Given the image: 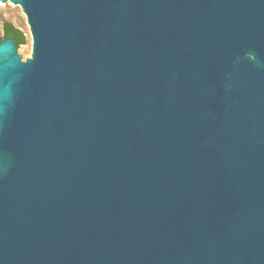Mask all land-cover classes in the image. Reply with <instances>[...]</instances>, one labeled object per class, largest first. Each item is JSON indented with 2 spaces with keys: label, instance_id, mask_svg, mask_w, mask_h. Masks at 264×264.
Instances as JSON below:
<instances>
[{
  "label": "water",
  "instance_id": "1",
  "mask_svg": "<svg viewBox=\"0 0 264 264\" xmlns=\"http://www.w3.org/2000/svg\"><path fill=\"white\" fill-rule=\"evenodd\" d=\"M0 264H264V0H4Z\"/></svg>",
  "mask_w": 264,
  "mask_h": 264
},
{
  "label": "rangeland",
  "instance_id": "2",
  "mask_svg": "<svg viewBox=\"0 0 264 264\" xmlns=\"http://www.w3.org/2000/svg\"><path fill=\"white\" fill-rule=\"evenodd\" d=\"M4 22L10 23L24 32L25 42L19 46L31 56L32 36L22 8L10 7L4 0H0V35Z\"/></svg>",
  "mask_w": 264,
  "mask_h": 264
},
{
  "label": "trees",
  "instance_id": "3",
  "mask_svg": "<svg viewBox=\"0 0 264 264\" xmlns=\"http://www.w3.org/2000/svg\"><path fill=\"white\" fill-rule=\"evenodd\" d=\"M7 38H12L16 47L25 42L24 32L10 23L4 22L2 25V33L0 35V41H3Z\"/></svg>",
  "mask_w": 264,
  "mask_h": 264
}]
</instances>
